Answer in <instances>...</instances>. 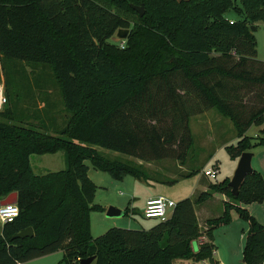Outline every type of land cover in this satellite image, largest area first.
I'll return each mask as SVG.
<instances>
[{"label":"trees","instance_id":"16d2710c","mask_svg":"<svg viewBox=\"0 0 264 264\" xmlns=\"http://www.w3.org/2000/svg\"><path fill=\"white\" fill-rule=\"evenodd\" d=\"M133 5H142L141 16ZM229 10L236 19L224 16ZM259 21L264 0H0V200L14 192L18 209L1 225L0 264L57 250L62 264L88 256L90 264H218L212 230L230 222L231 211L246 223L242 263L262 264L264 225L242 207L264 198L258 171L235 196L225 177L177 200L148 229L109 227L91 237L88 211L103 207L92 204L96 185L84 163L114 180L151 179L141 163L109 159L96 147L140 162L182 161L192 140L189 116L209 108L232 124L234 141L223 146L230 159L264 147V61L249 29ZM118 29L127 30L122 47L108 40ZM21 99L27 103L16 109L13 100ZM252 125L260 128L248 136ZM57 151L64 169L32 171L31 155ZM214 193L225 198L221 210L200 226L194 206ZM26 227L30 237L11 238ZM200 236L206 240L194 251Z\"/></svg>","mask_w":264,"mask_h":264},{"label":"rangeland","instance_id":"374dc122","mask_svg":"<svg viewBox=\"0 0 264 264\" xmlns=\"http://www.w3.org/2000/svg\"><path fill=\"white\" fill-rule=\"evenodd\" d=\"M234 4L238 5V0H234ZM224 16L226 18H237V15L233 10L225 12ZM252 34L255 40L256 58L258 60L264 61V22L259 21L256 28L252 31ZM108 40L117 43L120 39H117L115 35H113ZM0 83H2L3 85L4 94V83L1 71ZM40 94L43 95L44 92L41 91ZM51 94H53V92ZM52 97H54V95H52ZM35 100L36 103L37 101H39L37 97L34 99V101ZM26 103V100L21 99L18 103H14L13 100L12 104L16 106V109H19V107L24 106ZM37 104L38 106H40L39 104L41 103L38 102ZM188 127L192 136V140L182 161L175 159H162L152 162L138 161L142 164V167H144L147 172L151 176H154L156 179H176L172 183H163L161 185L162 189L164 190V198L169 200H179L187 197L188 191L191 189L193 182H195L199 174H202V169L206 161L208 160L210 153L212 156H210L211 158L208 160L205 167L210 166L212 163L214 164L215 161L218 168V174L216 175L215 179H210L204 176V178L208 182L220 181L224 179V177L230 178L237 161V158L230 159L222 147L226 144L233 143L234 141L235 136L232 124L228 118L220 116L214 110V108L205 109L201 113L189 116ZM258 127L260 128V126ZM256 133V126L253 125L248 127L245 131V134L248 136H254ZM96 150L109 159H115L124 162L137 161L135 158L122 153L109 151L99 147H96ZM259 150H264V147L255 146L251 149L250 153L252 152L255 157L256 152H258ZM39 158H41L39 155L30 156V164L33 167L34 172L38 171L35 165ZM84 163L87 166V177L96 185L92 204H99L103 207L102 211L94 209L88 211V231L91 237L100 235L109 227H119L126 229H148L151 225L158 221L157 218L146 219L145 217H143L139 210V201H129L127 197V191H133L134 193L141 194L144 190L142 184L145 183H140L138 180L133 179L130 176H126L123 179L122 184H120L119 181L110 178V176L106 172L94 169L90 165L88 160H84ZM250 165L254 166V159L251 160ZM191 168L197 169L198 171L194 175H191L189 177L179 178L180 173L186 172ZM132 183H134L133 186ZM113 198L118 199L117 201H119V205H121V214L117 216L107 217L105 215V209L108 206H113V204L109 202ZM247 205H244L242 207L247 209L248 213L253 217L258 218V220L261 219V215H263L264 213V211H262V208L264 207H259L260 205L256 202L252 203V206H250L249 208L246 207ZM219 209V206H215L211 210L212 212L210 217L218 215ZM230 215L234 216L233 221H230L227 224L217 225L212 230V243L217 249L218 256H222L228 253V257L232 255V258H230L232 264H243L241 262V259L238 260L240 258V250L238 251V249L243 242L246 231V223L236 217L234 211H231ZM237 220H240L241 226L243 227L242 229L240 223L238 224L236 222ZM0 224L2 225V223ZM200 226L202 225L200 224ZM191 245L192 249L195 251L197 247L196 240L192 241ZM229 251L232 254L229 253ZM61 258L62 251L57 250L50 254L37 257L19 264H62L58 263ZM203 261L205 260L196 262L192 259H177L175 260V263L203 264Z\"/></svg>","mask_w":264,"mask_h":264},{"label":"crops","instance_id":"0c3cea01","mask_svg":"<svg viewBox=\"0 0 264 264\" xmlns=\"http://www.w3.org/2000/svg\"><path fill=\"white\" fill-rule=\"evenodd\" d=\"M227 19L231 20L233 18H227ZM254 25H255V28H256V26L258 25V22H256ZM57 121H60L59 117L56 119V122ZM258 128L259 127H256V130H258ZM49 155H53V156H49ZM39 156L41 158H39L37 160L36 165H35L36 169L38 170L37 172H39V173L33 171V167L30 164V157H29L30 167H31L32 171L34 173H36V174H43V173H46V172L57 171V170H61V169L65 168V159H64V155H63V153L61 151H57V152H54V153H48V154H41ZM210 156H212L211 153H210V155L208 157V160L211 158ZM252 159H254V166L251 165L252 169L258 171L260 173V175L264 179V150H259L258 152H256L255 157H254L253 153L251 152V160ZM208 160L206 161L204 167L206 166ZM251 160H250V162H251ZM136 163H140V162H138V160H137ZM214 164H216L215 161H214ZM52 166H54V167H52ZM200 171H201V169H200ZM125 177L126 176H124L122 179L117 180V181H119V183L122 184V181H123V179ZM130 177H132V176H130ZM150 177H151V179H141V178L132 177L133 179L138 180L140 183H145V184H142L143 185L142 187H144V190H143V192L141 194L134 193L133 191H127V197L129 199V201H133V202L134 201H139V205H140V209L139 210H140L141 214H142V208H143L144 200L146 198L154 197V196H162V197H164V190L162 189V186H161L163 183H160L161 181H155L153 179V178H155L154 176L150 175ZM166 178H168V177H166ZM227 178H229V177H227ZM159 179H161V178H159ZM161 180H164V179H161ZM144 181H146V182H144ZM207 183H208V181L204 178L203 174H199V176L197 177L195 182H193V184L191 186V189L188 191L187 197H192L198 191H204L206 189ZM133 185H134V183H132V186ZM224 199L225 198H224L223 195L214 193L210 198H208L205 201H203L202 203L194 206V213H195L196 219L198 221V224L199 225L200 224L203 225L204 220L207 219V218H210L211 212H212L211 210L215 206H219L220 207V209H219V212H220V210H221V201L224 200ZM117 200L118 199H114L113 198L109 202L111 204H113V206L115 208L120 209L121 205H119V201H117ZM170 200H172L175 203L178 199H176V200L170 199ZM114 204H116V205H114ZM258 204L260 205L259 207H264V206H262V205H264V198ZM250 206H252V203L248 204L246 207L249 208ZM262 211H264V208H262ZM233 217H234L233 215H230V221H233ZM236 217H237V215H236ZM146 219H149V218H146ZM256 220L258 222H260L262 225H264V223H263L264 222L263 221L264 220V213H263V215H261V219L258 220V218H256ZM236 222L238 224L240 223V226H241L240 220H237ZM242 228L243 227L241 226V229ZM0 229H1V224H0ZM205 240H206V238L204 236H200V237H198V239H196V242L198 244L199 241H205ZM241 248H242V244L240 245V248L238 249V251L240 250V254H239L240 258L238 260L241 259ZM229 253H231V252L229 251ZM212 257L215 260H217L218 264H232V261L230 259V258H232V255L230 257H228V253H226V254H224L222 256L221 255L218 256L217 255V249L215 248V246H214V249H213V252H212ZM16 264H19V263H16ZM203 264H207V261L206 260L203 261Z\"/></svg>","mask_w":264,"mask_h":264},{"label":"water","instance_id":"95a60500","mask_svg":"<svg viewBox=\"0 0 264 264\" xmlns=\"http://www.w3.org/2000/svg\"><path fill=\"white\" fill-rule=\"evenodd\" d=\"M132 8L137 12L139 16L142 15L143 9L142 6H135L133 5ZM250 31L252 32L254 30V26H250ZM127 30L125 29H118L114 35L117 39L123 40L126 36ZM251 153L248 151L241 152L238 157L235 164V167L233 169L232 175L229 178L227 182V186L230 189V193L232 196H235L237 194V189L239 185L241 184L244 177L251 172ZM15 193L11 192L7 196H5L3 199L0 200V205L6 204V203H15ZM121 214V210L118 208H115L113 206H108L105 209V215L107 217L117 216ZM32 235V230L30 227H26L17 233L13 234L11 238H23V237H30ZM94 256H88L85 258H81L78 260V264H90L93 260Z\"/></svg>","mask_w":264,"mask_h":264},{"label":"built area","instance_id":"2783aa9c","mask_svg":"<svg viewBox=\"0 0 264 264\" xmlns=\"http://www.w3.org/2000/svg\"><path fill=\"white\" fill-rule=\"evenodd\" d=\"M118 46H123V40H119ZM5 104V97L3 94V85L0 83V111ZM203 176L210 179H215L218 174V168L216 164H211L208 167L202 169ZM174 206V202L166 199L162 196L149 197L144 200L142 215L145 218H157L158 220H164L167 218ZM18 209L14 203H6L0 205V223L10 222L17 216ZM264 264V262L262 263Z\"/></svg>","mask_w":264,"mask_h":264}]
</instances>
